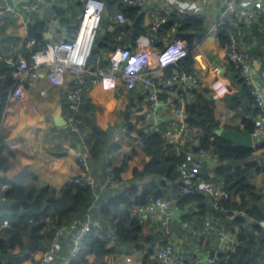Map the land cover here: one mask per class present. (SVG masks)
Masks as SVG:
<instances>
[{
    "label": "built area",
    "instance_id": "obj_1",
    "mask_svg": "<svg viewBox=\"0 0 264 264\" xmlns=\"http://www.w3.org/2000/svg\"><path fill=\"white\" fill-rule=\"evenodd\" d=\"M1 1L0 10L3 13L23 15L27 22H32L31 16L42 13L46 7H58L63 3L62 0ZM193 1L199 4L210 0ZM76 3L82 7L81 20L76 25L77 33L71 37L64 34L53 36L36 50H34L38 44L36 39L26 42V48L31 51V55L29 58H20L15 64V70L11 75L14 82L11 99L21 101L25 97L26 89L34 85L40 77H46L55 86H67L65 119L69 131L76 135L77 140L83 142L78 112L85 92L92 86H100L106 91L122 86L128 91L142 94L139 131L146 134H161L165 144H172L177 151H181L183 140L190 135L186 107L191 104L192 96L202 85L199 74L191 66L185 68L182 64L191 53L186 40L173 27L170 31L171 38L155 52L150 51L147 45L139 41L135 48L123 43L111 52L102 51L94 54L102 19L107 20L106 29L110 33H116L118 29L128 24V19L122 12H109L107 0H76ZM119 3L142 7L144 13L152 18L150 28L154 32L158 31L159 25L167 21L172 13L167 7L149 8L145 11L147 0H119ZM193 15L197 19L201 18L199 14ZM263 19L264 0H220L219 12L208 25L207 31L219 40L222 28L227 24L236 27L240 22ZM50 21L46 32L54 34L60 31L55 20ZM88 31L90 41L83 50L81 42ZM121 39V36H117V41ZM226 59L234 66L239 78L251 92L256 108L253 134L264 136V93L251 71L246 53L235 32L229 35ZM7 62L10 63L11 60ZM165 71L170 73L163 74ZM197 156L196 159H190L186 166L180 167L181 193L185 196L202 194L210 199L215 209H218V201L224 196V190L220 184L204 176L206 162L215 161L217 164L218 158L204 152ZM76 159L81 173L74 181L94 190L93 202L83 216H75L70 220L67 236H64L66 229L62 228L66 223L56 227V220L50 221L51 227L55 229V236L45 249L30 254L35 264H53L52 258L61 244L68 249V253L62 257V264H72L85 253L88 239L94 231L110 227V224L102 223L94 203L99 197L97 188L102 191L118 187L114 181L113 166L111 164L107 166L105 182L97 184L91 169L92 153L86 145L77 149ZM6 200L5 196L0 197V203ZM175 205L176 200L173 197H150L144 205L137 208L136 214L141 224L147 219L159 222L160 229L168 236L171 235ZM4 225H7V221H4ZM185 225L189 227L187 223ZM111 229L114 233V229ZM189 231L191 237L197 239L202 235L213 234L214 247L205 249L194 244L192 251H181L168 240L155 250V262L152 264H219L220 254L229 258L235 250L237 239L232 238L227 227L217 223L212 216H207L200 227L190 226Z\"/></svg>",
    "mask_w": 264,
    "mask_h": 264
},
{
    "label": "trees",
    "instance_id": "obj_2",
    "mask_svg": "<svg viewBox=\"0 0 264 264\" xmlns=\"http://www.w3.org/2000/svg\"><path fill=\"white\" fill-rule=\"evenodd\" d=\"M118 2L114 1V4H117L114 9L127 17L128 24L118 29L116 33L98 32L94 54L102 51L111 52L119 43L134 48V43L140 36L161 38L173 27L186 40L190 50L207 35L208 28L203 19H197L190 13L176 12H172L167 21L159 25L158 31L154 32L150 25H145L142 7ZM54 18L60 27L69 33L78 31V27L69 26L67 12L55 8L49 15L29 26L26 40L36 39L38 44L34 50L45 43L49 20ZM235 30L236 27L231 24L222 28L219 41L223 46L228 44L229 35ZM117 36H122L121 42L117 41ZM30 55L31 51L24 48L21 58H29ZM191 63L190 53L182 64L189 68ZM241 82L243 83L242 80ZM13 84L12 78L4 84L0 83V181L11 185L0 190V197L7 198L0 203V264H27L26 259L31 257V253L45 249L53 240L55 229L51 227L50 221L56 220V227H61L73 217L83 216L93 202L94 190L89 186L75 183L74 178L81 173L80 168L68 169L65 174L66 183L60 190L38 187V179L32 173H16V169L21 167V159L25 156V151L20 145L27 136L23 135L9 143H4L1 139L2 115L5 107L13 100L11 99ZM244 86L251 95L249 88L245 84ZM123 93L130 98L133 106H137L141 101L133 91L123 89ZM138 95L142 98V94ZM215 109L216 105L207 97H198L197 104L186 107L189 132L201 139L199 146L191 148L190 151L196 155L202 152L216 155L219 165L215 168V177L210 179L205 173L204 176L220 184L225 193L218 201L219 208L215 209L212 206L207 216H212L217 223L226 225L233 223L239 228L234 252L229 258L220 254L219 264H264V227L261 225L264 222V206L261 204L257 188L248 179V173L255 167L248 164L246 169L242 170L240 167L233 169L224 164L228 160L244 162L251 157L252 150L234 147L232 143L216 134L219 122L215 116ZM244 123L245 129L253 134V122L246 119ZM127 133L133 136L130 148L116 144L110 148L112 160L109 164L113 166L114 181L117 185L123 186L117 189L115 195L108 198L98 211L102 223L104 225L108 223L114 229L112 237L116 244L108 245L111 238L108 234L104 237L92 234L88 239L85 253L72 264H110L109 262L119 254L120 246L136 244L141 238L145 242L152 241L146 237L150 235L149 224L146 221L141 224L136 214L137 208L144 205L150 197H173L180 209L192 203H203L205 211L208 208L205 204L207 197L204 195L185 196L181 193L180 167L190 162L189 150L176 151L174 145L165 144L161 134L135 131L132 125L127 128ZM108 140V134L93 124L89 139L93 161L99 160ZM130 161H134L136 166L133 169L132 180L127 181L125 172ZM156 177H159L160 181H157ZM147 179L151 180L146 181ZM233 214L237 215L228 224L227 216ZM207 216L204 212L201 213L202 218L205 219ZM4 221H7V225H4ZM135 248L142 251V245ZM152 253L144 256V264L155 262ZM149 258L153 260L150 261Z\"/></svg>",
    "mask_w": 264,
    "mask_h": 264
},
{
    "label": "crops",
    "instance_id": "obj_3",
    "mask_svg": "<svg viewBox=\"0 0 264 264\" xmlns=\"http://www.w3.org/2000/svg\"><path fill=\"white\" fill-rule=\"evenodd\" d=\"M108 1L111 4L107 5V10L117 11L114 9L117 5L114 4L116 0ZM147 1L145 11L149 8L167 7L172 12L179 14H199L207 28L217 16L220 8V0H210L199 4H195L193 0ZM62 2L58 7L48 6L43 9L42 13L32 15V22H27L23 15L3 13L0 10L1 84L11 78L15 70V64L21 58L23 49H27L26 37L31 24L49 15L53 9L60 8L67 12L70 27L75 28L78 25L74 20V16L79 13V9L82 8L81 5L76 3V0H62ZM142 12L144 13L143 9ZM145 13V25H151L152 18ZM54 20L58 24L55 18ZM49 22L51 21L49 20ZM58 27L60 31L54 34L51 33L53 36L64 34L71 37L77 33H69L60 25ZM106 31L105 27L102 34ZM235 35L246 53L257 83L264 93V19L240 22L236 25ZM161 38L140 36L136 39L134 48L137 47L140 41L147 45L150 51L155 52L162 48L165 42L171 38V32ZM191 58V68L202 79V85L192 96L191 104H197L198 97H207L216 105L215 116L219 122V128L247 131L244 121L246 119L254 121L256 108L248 89L239 78V73L226 59V46H223L216 36L207 32L202 42L191 50ZM7 60H11V62L8 63ZM66 89L67 86L58 87L53 85L46 77H40L34 85L26 89L25 97L21 101L12 100L3 111L1 121L2 141L9 143L23 135L27 136L20 145V148L25 151V156L21 159V167L16 169V173H32L37 177V185L40 188L60 190L66 183L65 174L68 169L80 168L76 159V151L82 145H86L90 150L89 139L93 124L98 125L105 131L109 139L99 160L91 161V169L95 181L97 184H103L107 176V166L112 160L111 145L116 144L127 149L130 148L133 136L127 133V128L132 125L135 131L140 129V105L143 104V99L138 94L134 92L141 101L137 106H133L130 98L124 95L123 89L125 88L122 86L108 91L103 90L100 86H92L85 92L78 112L81 119L79 127L83 133V142L77 140L76 135L69 131L67 125L59 127L54 121V114L59 107H62V115L64 118L66 117ZM189 134L191 135L190 132ZM189 136L183 140L182 149L189 150V159L193 160L198 158V156L190 150L199 146L201 139L194 135H191V138ZM253 138L254 148L252 149V155L246 161L240 162V168L245 170L248 164H252L255 167L248 173V179L257 188L261 204L264 206V136L253 134ZM216 165L218 166L219 163L216 164L215 161L206 162L204 171L208 178L213 179L215 177ZM135 166L136 163L134 161L129 162L125 172L127 181L132 180ZM255 169H260V171L258 172ZM149 180L151 179L146 181ZM4 186L10 187L11 185L0 181V190ZM122 186L118 185L116 189H103L102 191L97 188L99 197L94 203L96 211L98 212L107 199L115 195V191L121 189ZM205 204L208 207L206 211L203 210V203L187 204L183 209H180L176 203L172 215L171 235L168 236L160 229L159 222H152L147 219L146 223L149 224L150 235L148 234L149 236L146 237L151 238L152 241L145 242L141 238L136 244L120 246L119 254L109 263L144 264V256L151 252H153L152 255L154 256L155 250L168 240L172 241L181 251H192L194 244L205 249L213 248L215 245V236L213 234L202 235L197 239L191 237L189 231L190 226L200 227L202 225L204 218L201 217V213L204 212L205 216L210 214L212 203L209 198H206ZM236 215L227 216L228 224L232 222ZM69 222L62 227L66 229L64 236H67L70 228ZM186 223L189 227L185 225ZM224 225L230 231L231 237L237 239L239 228L233 223ZM92 234L98 237H104L108 234L111 236L108 245L116 244L115 239L112 237L111 227L96 230ZM137 245H142V251H138L135 248ZM67 253L68 249L64 244H61L59 250L52 258L53 264H62V257ZM149 259L150 261L153 260L152 258ZM33 260L32 257H29L26 259V263L33 264Z\"/></svg>",
    "mask_w": 264,
    "mask_h": 264
},
{
    "label": "water",
    "instance_id": "obj_4",
    "mask_svg": "<svg viewBox=\"0 0 264 264\" xmlns=\"http://www.w3.org/2000/svg\"><path fill=\"white\" fill-rule=\"evenodd\" d=\"M110 1L107 0V5H110ZM53 37L51 33H45V39L49 40ZM55 124L59 127L67 125V121L62 115V107H59L54 114ZM216 134L221 136L226 141L232 143L234 147L243 148L247 150H252L254 148V138L253 134L248 131H239L234 129H224L219 128L216 130ZM232 167L233 169H237L240 167V161L238 160H228L224 163ZM157 181H160L159 177H156ZM264 227V222L261 223Z\"/></svg>",
    "mask_w": 264,
    "mask_h": 264
},
{
    "label": "rangeland",
    "instance_id": "obj_5",
    "mask_svg": "<svg viewBox=\"0 0 264 264\" xmlns=\"http://www.w3.org/2000/svg\"><path fill=\"white\" fill-rule=\"evenodd\" d=\"M109 11V10H108ZM81 12H82V10L81 9H79V13L78 14H75V21H76V23H80V20H81ZM110 12V11H109ZM111 12H112V9H111ZM106 24H107V20L105 19V18H103L102 19V21H101V27H100V29L98 30V32H103L104 31V29H105V27H107L106 26ZM98 35V34H97Z\"/></svg>",
    "mask_w": 264,
    "mask_h": 264
},
{
    "label": "bare ground",
    "instance_id": "obj_6",
    "mask_svg": "<svg viewBox=\"0 0 264 264\" xmlns=\"http://www.w3.org/2000/svg\"><path fill=\"white\" fill-rule=\"evenodd\" d=\"M89 41H90V35H89V31H88L84 36V40H82V42H81V47L83 50L87 47Z\"/></svg>",
    "mask_w": 264,
    "mask_h": 264
}]
</instances>
